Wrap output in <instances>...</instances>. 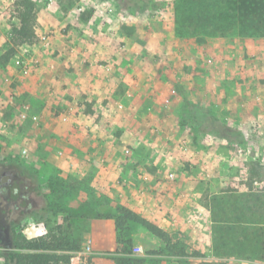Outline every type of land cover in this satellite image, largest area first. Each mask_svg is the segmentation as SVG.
I'll list each match as a JSON object with an SVG mask.
<instances>
[{"label": "rangeland", "instance_id": "obj_1", "mask_svg": "<svg viewBox=\"0 0 264 264\" xmlns=\"http://www.w3.org/2000/svg\"><path fill=\"white\" fill-rule=\"evenodd\" d=\"M32 1L35 15L52 3L62 8L75 4L80 13L91 15L88 24L93 22L99 33L118 41L124 55L130 52L126 38H132L136 43L133 56H139L140 61L126 72L137 81L135 88L140 85L148 90L145 95L124 94L128 84L117 76L114 99H104L103 113L94 117L100 129L85 130L89 138L100 141L94 142L98 151L90 155L81 149H57L56 155L65 163L58 165L50 156L59 146L38 147L31 138V123L36 121L32 106L13 92L16 79L7 73L8 66H16L14 58L21 47H27L30 54L29 43L12 41L22 0H0V24L8 36L0 48V159L11 155L27 169L24 174L22 168L6 167L0 161V181L7 182L14 172L23 188H35H25V198L16 202L8 203L6 195H0V208L10 206L12 211L7 222L0 212V264H5L4 256L14 250L12 219L21 220V230L30 238L51 231L80 242L81 250L72 252V264H119L115 221L99 216L113 212L118 204L133 208L182 239L190 252L205 255L179 259L152 253L162 242L135 225L130 230L133 256L140 260L135 264L216 260L213 212L218 200L237 198L242 203V185L249 186L264 176V38L230 35L207 38L202 43L194 37L171 39L172 33L162 30V25L172 22L173 0ZM109 23L112 28H106ZM11 48L14 54L8 57ZM126 98L136 101L127 105ZM192 104L206 107L241 130L245 142H230L194 124H184V108ZM84 110L89 112L88 107ZM52 116L61 118L57 110ZM68 119L65 113L62 121ZM102 129L107 131L104 139L97 136ZM75 130L81 132L77 127ZM66 151L71 152L70 157ZM177 183L185 188L183 200L191 202L187 213L175 222L170 201ZM10 188H6L7 196ZM35 215L43 218L37 220ZM110 222L115 227L113 239L104 232ZM239 264H264V260L255 255L240 259Z\"/></svg>", "mask_w": 264, "mask_h": 264}, {"label": "crops", "instance_id": "obj_2", "mask_svg": "<svg viewBox=\"0 0 264 264\" xmlns=\"http://www.w3.org/2000/svg\"><path fill=\"white\" fill-rule=\"evenodd\" d=\"M125 13L130 14L129 11ZM170 13L172 22L163 23L162 30L171 32L170 38L182 41L183 38L175 35L173 9ZM90 16L85 12L80 13L75 4L65 8L53 3L48 8L42 7L35 17V40L27 44L30 47V54L26 59L28 66L18 68L13 63L8 66L7 73L16 79L13 92L17 96H22L32 106L36 121L31 123V138L38 147L51 144L59 146L52 149L50 156L57 164L59 163L58 165H65L64 161L62 162L63 158L57 156L58 150L64 151L65 148L78 152L81 149L90 155L98 151L94 142L100 141L89 138L85 130L88 127H92L93 130L100 129L95 124L94 117L103 113L104 99H114L116 90L114 84L118 77L128 84L125 86L124 94L130 92L133 95L136 93L141 95L148 90L146 87L141 88L140 85L135 88L134 82L137 81L133 82L132 74L126 72L129 66L132 67V64L140 61L139 56H133L136 43L127 37V48L130 52L124 55L120 52L119 43L115 38L99 33L93 22L88 24L89 20L91 21ZM18 25L19 23L16 26ZM110 27L113 26L109 23L106 28ZM152 27L153 30L156 29L153 25ZM7 39L8 36L0 24V48L5 45ZM138 89L139 92H136ZM126 100L127 105L136 101L134 99L130 102V98ZM85 107L89 108V112L84 110ZM56 110L61 114V121L52 116V112ZM65 113L69 114V119L62 121ZM75 127L80 131V128L85 129L79 132ZM105 132L106 129H102L97 136L100 135L104 139L107 137ZM66 153L67 157H70L71 152ZM259 177V180H255L249 186L242 185V204L246 206L243 209L245 213L243 216L249 218L246 219L249 226L264 227V176L261 174ZM183 189L185 188L177 183L170 201L174 207L172 212L175 214L174 218L176 217L175 222L181 218V214L187 213L185 209L191 202L183 200L181 196ZM111 223L108 228H104V232H108V236L113 239L115 227Z\"/></svg>", "mask_w": 264, "mask_h": 264}, {"label": "trees", "instance_id": "obj_3", "mask_svg": "<svg viewBox=\"0 0 264 264\" xmlns=\"http://www.w3.org/2000/svg\"><path fill=\"white\" fill-rule=\"evenodd\" d=\"M173 11L174 31L178 38L194 37L200 43L207 38L230 35L264 38V0H174ZM18 17L19 25L12 31V41L19 44L32 42L36 37L34 1L22 0ZM13 54L14 49L11 48L7 56ZM182 122L194 124L203 131L216 133L230 142L240 144L245 142L241 130L219 119L204 106L194 104L185 106ZM0 161H3L6 167L22 168L21 173L25 174L27 171L11 155ZM7 186H11L8 196L5 193ZM25 188L31 191L35 189ZM25 188L17 182L14 172L9 174L7 182L0 181V195H6L8 203L25 198ZM36 190L41 193L40 189ZM218 203L217 209L213 212L215 216L213 251L216 260L205 258L198 264H239L240 259L255 255L264 260V227L246 224L249 223L246 220L249 218L243 216V209L246 206L237 198L229 200L220 198ZM0 212L5 215L7 222L6 218L12 212L10 206H1ZM35 216L37 220L43 218L40 215ZM99 216L115 221L117 243L121 249L118 250L119 256L116 258L119 264H135L140 261L133 256V238L130 230L135 225L141 226L162 242L161 248L153 250L152 253H167L179 259L205 256L198 251L190 252L182 239L175 238L163 227L126 205L118 204L113 212ZM20 221L19 219L9 221L14 250L4 256L5 264H72V252L81 250L80 242L62 234H53L51 231L30 238L21 230L23 224Z\"/></svg>", "mask_w": 264, "mask_h": 264}, {"label": "built area", "instance_id": "obj_4", "mask_svg": "<svg viewBox=\"0 0 264 264\" xmlns=\"http://www.w3.org/2000/svg\"><path fill=\"white\" fill-rule=\"evenodd\" d=\"M78 1L80 2V4H82V2L84 3L85 0H78ZM28 52L29 49L27 47H21V52L18 53L14 58V62L17 66L19 67L27 66L26 59Z\"/></svg>", "mask_w": 264, "mask_h": 264}]
</instances>
